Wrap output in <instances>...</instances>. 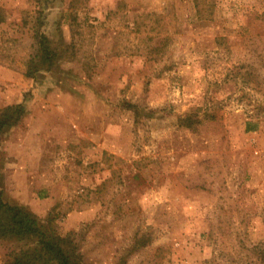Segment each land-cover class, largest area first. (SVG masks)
<instances>
[{"label": "rangeland", "instance_id": "obj_1", "mask_svg": "<svg viewBox=\"0 0 264 264\" xmlns=\"http://www.w3.org/2000/svg\"><path fill=\"white\" fill-rule=\"evenodd\" d=\"M0 15V115L26 110L0 132L5 201L84 264H264V0H0ZM36 35L57 58L32 78ZM35 246L0 238V264Z\"/></svg>", "mask_w": 264, "mask_h": 264}, {"label": "trees", "instance_id": "obj_2", "mask_svg": "<svg viewBox=\"0 0 264 264\" xmlns=\"http://www.w3.org/2000/svg\"><path fill=\"white\" fill-rule=\"evenodd\" d=\"M75 20V14H71ZM1 21V15H0ZM36 47L30 55L25 70L26 77H34L41 70L53 69L57 51L51 46L50 40L44 36H35ZM59 43L64 44L60 36ZM72 44L66 45L63 52L70 58ZM69 53V54H68ZM25 107L21 104L7 106L0 115V132L17 122L21 114L25 113ZM0 174V184H2ZM37 235V246L32 248H20L12 254L11 261L7 264H84L78 248L68 236H59L54 232H43L38 219L26 207L11 204L3 199V191L0 188V238L8 235Z\"/></svg>", "mask_w": 264, "mask_h": 264}]
</instances>
